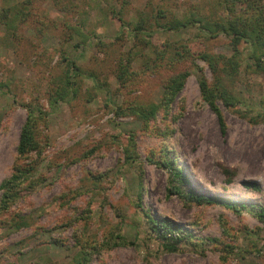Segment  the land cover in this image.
Segmentation results:
<instances>
[{
  "label": "rangeland",
  "instance_id": "rangeland-1",
  "mask_svg": "<svg viewBox=\"0 0 264 264\" xmlns=\"http://www.w3.org/2000/svg\"><path fill=\"white\" fill-rule=\"evenodd\" d=\"M25 1L0 0V14L13 6L7 16L15 17L12 27L6 18L0 23V185L15 173L26 105L37 104L46 116L36 126L41 153L23 162L33 167L32 175L6 205L0 190V264H72L77 237L97 247L89 264H264L263 222L250 211L237 214L169 193L170 171L149 161L167 150L166 158L187 179L183 189L264 206V74L247 71L248 58L241 62L230 90L235 105L216 100L222 126L198 85V67L214 82L208 65L193 56L175 63L168 57L173 48L182 52L178 44L194 55L230 56L228 39L205 38L196 26L156 27L145 37L150 49L135 46L130 37L116 40L123 30L131 32L121 29L111 11L126 21L158 10L168 17L185 18L194 10L217 18L223 14L218 1L60 0L59 6L55 0ZM18 9H26V20L16 17ZM99 38L108 46L97 45ZM165 48L162 59L154 49ZM240 49L248 55L245 44ZM62 54L78 65L79 75L71 78L72 91L53 103L49 94L66 68ZM120 63L130 73L123 83L115 72ZM182 70L188 76L167 115L159 113L148 128L131 114L118 115L134 104L160 102L164 79ZM223 166L233 172L230 182ZM99 175L102 183L95 179ZM245 181L258 189L245 187ZM145 213L188 228L192 241L203 244L182 241L176 251H166ZM209 237L218 242L206 241ZM225 244L232 246L229 252Z\"/></svg>",
  "mask_w": 264,
  "mask_h": 264
},
{
  "label": "trees",
  "instance_id": "trees-1",
  "mask_svg": "<svg viewBox=\"0 0 264 264\" xmlns=\"http://www.w3.org/2000/svg\"><path fill=\"white\" fill-rule=\"evenodd\" d=\"M31 0H26L24 3H30ZM218 4L222 6L223 14L214 18L213 16H199L196 11L190 10V14L185 18H178L175 15L168 17L163 10H158L156 13L144 14L140 13L135 21H126L119 14L111 10L113 14L118 17L120 21L121 29L128 27L130 29V34L122 31L121 35L116 37V40H124V38L134 39L137 44L135 46L141 45L142 47H152L151 42L146 40L145 37H151L154 33L156 27L167 30V31H177L181 28H186L190 26H196L201 33L204 34L205 38H214L219 35L225 36L231 47V55L226 56L225 54H212L210 52H197L196 55L192 53L190 48L186 44H178L177 49H172L169 58L171 63L180 61L184 57L198 58L203 60L209 67L214 82L209 83L203 74L200 67L197 68L198 71V85L201 93L202 99L210 106V108L216 113L221 125L223 126V118L219 112L216 100L220 99L227 106H234L237 100L236 96L231 94V88L240 74L241 62L248 58L250 62L245 64L247 71L257 74H264V0H217ZM60 0H55L54 5L59 6ZM22 9L24 4L21 3ZM13 7V6H12ZM6 8L0 14L1 20L7 19L6 24L9 27L13 26V21L8 19V10L12 11L13 8ZM20 9L15 12L16 17L25 19L28 16L27 11L20 12ZM245 44L248 50V55L244 56L240 46ZM97 45L104 47L108 46L102 38L97 40ZM168 48V46H167ZM157 56H161L162 59L165 58V54L168 51L166 48L164 50L154 49ZM161 57L159 59H161ZM131 56L128 57L130 60ZM61 59L66 61V68L64 69L63 78L49 94V100L53 103L62 101L71 87L75 85V81H71L73 76L79 75V67L73 61L68 60V58L62 54ZM116 68V77L120 83H123L127 76L130 75L127 65L118 64ZM188 76L187 70L177 71L170 73L162 84V94L161 100L158 103H150L147 105L134 104L128 107L127 111L121 110L122 114H131L135 116L144 127L150 125V123L156 120V116L162 113L163 117L169 113L171 105L175 101V98L182 90L186 78ZM74 83V84H73ZM27 107V117L22 125L19 142L16 147L17 162L15 165V173L12 174L8 179L4 180L0 185V190H2V203L6 205L9 200H13L17 196V187L22 185L28 178L32 175L30 172L33 167L28 165L26 167L23 162L27 160L31 154L38 153L42 151L41 140L37 136V123L41 117L46 116V112L36 104H28ZM257 117H261L258 114ZM162 136H166L167 132H160ZM127 158L131 159L133 156L129 153L128 148L126 149ZM167 150H163L158 154V158H150L149 161L154 165L163 167L170 171L171 173V185L168 187L169 193H175L180 197L193 202L197 205L202 204H216L220 205L226 209L234 211L240 214L242 211H250L254 214L261 222L264 223V206H257L253 204H248L244 202H238L228 197L223 196H204L196 193L191 189H183L182 187L186 184L187 179L185 178L180 167L176 166L175 160H170L166 158ZM223 173L226 175V181L230 182L232 179L233 172L226 166L222 167ZM98 183H102L103 175L95 177ZM243 185L247 188L258 189L255 183L245 181ZM140 197V194H138ZM145 216L150 223L151 230L158 233L159 236L164 240L162 243L163 248L166 251H176L179 244L182 241H188L194 246H201L203 240L199 242H193L194 233L188 228L178 226L174 221L161 218L154 219L150 217L147 213ZM25 224V222H21ZM169 234L167 236L166 234ZM208 242L217 243L216 238H205ZM78 246V251L72 259V264H89L91 261L94 251L97 249L96 245L89 242L87 238H80L76 241ZM117 242H114L112 246H116ZM231 245L225 244L223 251L229 252ZM97 251V250H96ZM232 252V251H231Z\"/></svg>",
  "mask_w": 264,
  "mask_h": 264
}]
</instances>
